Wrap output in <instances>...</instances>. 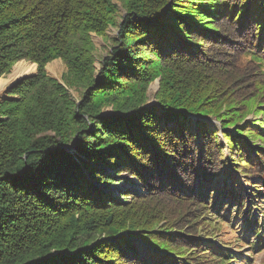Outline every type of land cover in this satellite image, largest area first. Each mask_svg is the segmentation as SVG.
<instances>
[{"label":"trees","instance_id":"trees-1","mask_svg":"<svg viewBox=\"0 0 264 264\" xmlns=\"http://www.w3.org/2000/svg\"><path fill=\"white\" fill-rule=\"evenodd\" d=\"M22 61L37 73L0 101V264H236L207 243L226 222L247 263L261 250L264 0H0V79Z\"/></svg>","mask_w":264,"mask_h":264},{"label":"rangeland","instance_id":"rangeland-1","mask_svg":"<svg viewBox=\"0 0 264 264\" xmlns=\"http://www.w3.org/2000/svg\"><path fill=\"white\" fill-rule=\"evenodd\" d=\"M115 2L120 6V9H121V12H120V15H119L120 16L119 22H120L122 20V18L125 16V12L122 9L121 3L118 2V1H115ZM117 34H118V27H110L109 30H108V35H107L106 38L98 37L95 34L92 35V40H93L95 48H96V51L94 52V55H95V66H96L97 70H100L101 58L103 56H106L108 54V52H110V48L112 46V39L114 37H116ZM26 63H28L31 67H32V65H36V64H32L30 62H26ZM49 65H52V66L54 65L55 66V69H56L55 73L56 74L53 75V73H49V71H48V66ZM15 67H16V65L14 66V68L12 69V71L9 74L4 76L0 80H4V79L5 80H9L10 77L13 75ZM36 68H37V65H36ZM46 70H47L48 76H50L51 78H54L55 80H57L61 84L65 85V83H64V75L67 73V67H66V65L64 64V62L62 60L58 59V60H55V61L51 62L50 64L47 65ZM36 73H37V70H35V74ZM15 84L16 83H14V85ZM154 85H156V86H154ZM11 87H8L7 91L5 90L7 96H9L8 93H9ZM159 87H160V85H159ZM150 88H151V91H150ZM150 88L148 90V96H149V94H151V99H150V101H151L152 98L154 97V95H155V98H156V95H157L159 90L156 91L157 90V84H155V83H153L150 86ZM67 89L69 91V94L71 95V97L74 100H77V101L80 100L81 90L79 88L67 87ZM0 101H2V100H0ZM111 113H112V108H108L105 111V115H108V114L110 115ZM206 121H207L208 125L211 128L220 130V123H218L214 119H209L208 118V119H206ZM247 121L253 122L255 120H254L253 116H250V117H248ZM257 126H259V125L257 124ZM220 139H221L222 144H223V138H222L221 134H220ZM69 151L74 152V150L72 151L71 149ZM230 171L234 173L236 181H238L242 185V187L246 186V188H247V184H246V182H247L246 180L247 179H245L242 174H235L236 170H234L233 168ZM251 186H254V185L251 184ZM123 188H130V187L128 185L124 184L123 182L119 183L115 187L111 186V189L113 191H115V192L118 191V190H122ZM133 188L136 191H141L140 187H138V186H134ZM246 188L244 189V191L246 190ZM248 188L249 189L246 191V198L248 199V201L250 203V206H251V205H253V201L255 200L253 198L252 194L255 195V193H253L254 189L252 187H248ZM233 215H235V214H233ZM226 223L227 224H221L220 226H218L216 228L217 232L216 231L215 232H216V234H218V236L216 238H214V239H212V236L209 237V239H211V240L209 242H207V243H209L211 245L214 244L217 247H220L221 243H227V244H229V246H232L231 250H233V251H235L237 253V256H238L237 259H239V261L237 260L236 264H248V263H251V264H264V246L261 248V250H259L256 253L255 257H253L251 259V261H249L247 263V260H246L245 257H249L250 252H251V249H249L248 246L246 245L247 240H245L246 242H243V243H237V241H236L237 239L235 238L236 235H235V232L233 231V229L231 227V224H228L229 222H226ZM241 224H242V222L238 223L239 227L242 228ZM139 253H140L141 257H145V255H146V251L142 247V245H140Z\"/></svg>","mask_w":264,"mask_h":264},{"label":"bare ground","instance_id":"bare-ground-1","mask_svg":"<svg viewBox=\"0 0 264 264\" xmlns=\"http://www.w3.org/2000/svg\"><path fill=\"white\" fill-rule=\"evenodd\" d=\"M55 70L56 69L54 65L48 66L49 73H53L54 75L56 74ZM34 74H35V69H33L28 63H25V61L18 63L14 69L13 75L10 77L9 80H0V100H3L7 97L6 91L8 87H11L12 85H14V83H17V81L20 80L21 78Z\"/></svg>","mask_w":264,"mask_h":264},{"label":"water","instance_id":"water-1","mask_svg":"<svg viewBox=\"0 0 264 264\" xmlns=\"http://www.w3.org/2000/svg\"><path fill=\"white\" fill-rule=\"evenodd\" d=\"M31 76H34V75H30V76L23 77V78H21L20 80H18L17 83H18V82H21V81H23L24 79H26V78H28V77H31ZM17 83H16V84H17ZM155 84H157V90H156V91H158L159 88H160V87H159V81L157 80V81L155 82ZM150 91H151V88H150ZM149 97H150V99H151V94H149ZM155 103H156V98H155V95H154V97L152 98V100L150 101L149 104H155ZM71 150L73 151V150H74V147H72Z\"/></svg>","mask_w":264,"mask_h":264},{"label":"crops","instance_id":"crops-1","mask_svg":"<svg viewBox=\"0 0 264 264\" xmlns=\"http://www.w3.org/2000/svg\"><path fill=\"white\" fill-rule=\"evenodd\" d=\"M26 63V62H25ZM33 68V67H32ZM34 69V68H33ZM10 77V76H9ZM5 80V79H4Z\"/></svg>","mask_w":264,"mask_h":264}]
</instances>
